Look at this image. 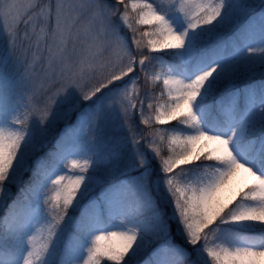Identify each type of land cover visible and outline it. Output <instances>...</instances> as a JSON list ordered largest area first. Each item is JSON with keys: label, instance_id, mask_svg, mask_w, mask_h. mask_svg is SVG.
Listing matches in <instances>:
<instances>
[{"label": "snow or ice", "instance_id": "1", "mask_svg": "<svg viewBox=\"0 0 264 264\" xmlns=\"http://www.w3.org/2000/svg\"><path fill=\"white\" fill-rule=\"evenodd\" d=\"M0 264H264V0H0Z\"/></svg>", "mask_w": 264, "mask_h": 264}, {"label": "rangeland", "instance_id": "2", "mask_svg": "<svg viewBox=\"0 0 264 264\" xmlns=\"http://www.w3.org/2000/svg\"><path fill=\"white\" fill-rule=\"evenodd\" d=\"M251 179L249 177H247L246 174L241 173L240 176L237 177L236 183L238 184V186L243 187V185L245 183H250Z\"/></svg>", "mask_w": 264, "mask_h": 264}]
</instances>
